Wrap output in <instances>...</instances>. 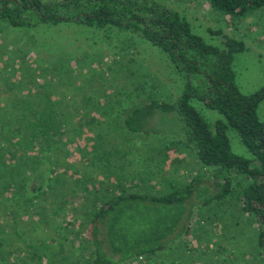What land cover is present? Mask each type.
Listing matches in <instances>:
<instances>
[{"label":"rangeland","instance_id":"rangeland-1","mask_svg":"<svg viewBox=\"0 0 264 264\" xmlns=\"http://www.w3.org/2000/svg\"><path fill=\"white\" fill-rule=\"evenodd\" d=\"M157 1L184 15L207 42L221 46L222 34L243 40L247 49L233 61L237 85L243 93L264 85L263 9L230 19L206 0ZM182 87L166 55L129 30L0 21V107L37 98L57 124L51 149L41 139L24 142L30 131L15 135L14 117L6 130L0 127V264H50L57 251L54 264H92L86 232L94 206L120 189L159 193L209 174L184 145L174 116H159L150 133L123 125L139 102L174 100ZM193 104L210 121L220 116ZM258 115L264 120V100ZM228 136L235 153L249 156L235 132ZM42 169L47 180L34 188ZM243 181L238 177L235 185ZM235 195L199 210L183 241L121 264H264L258 225Z\"/></svg>","mask_w":264,"mask_h":264},{"label":"trees","instance_id":"trees-1","mask_svg":"<svg viewBox=\"0 0 264 264\" xmlns=\"http://www.w3.org/2000/svg\"><path fill=\"white\" fill-rule=\"evenodd\" d=\"M206 1L230 19L264 10V0ZM0 21L19 28L75 23L129 30L164 53L183 81L174 100L148 97L129 110L123 125L131 133H150L159 116H174L184 145L211 172L183 185L171 183L159 193L120 189L94 206L86 232L92 264L149 258L183 241L199 210L234 193L241 209L253 215L258 225L257 246L264 256V120L258 115L264 85L250 93L241 92L237 85L233 61L236 53L247 49L243 40L222 34L221 46L207 42L184 15L157 0H0ZM196 102L220 116L208 120ZM41 109L37 98H18L10 110L0 107V127L6 130L14 117L15 135L21 138L30 131L24 142L41 139L51 149L57 124L51 113ZM228 131L236 133L249 156L232 150ZM238 177L244 180L239 186L235 185ZM42 180H47L44 169L35 175L33 187ZM59 255L54 253L49 263L54 264Z\"/></svg>","mask_w":264,"mask_h":264}]
</instances>
